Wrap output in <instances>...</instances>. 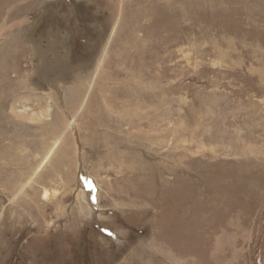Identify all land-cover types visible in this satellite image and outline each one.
<instances>
[{"label":"rangeland","instance_id":"rangeland-1","mask_svg":"<svg viewBox=\"0 0 264 264\" xmlns=\"http://www.w3.org/2000/svg\"><path fill=\"white\" fill-rule=\"evenodd\" d=\"M0 80V264H264V0H0Z\"/></svg>","mask_w":264,"mask_h":264},{"label":"bare ground","instance_id":"bare-ground-1","mask_svg":"<svg viewBox=\"0 0 264 264\" xmlns=\"http://www.w3.org/2000/svg\"><path fill=\"white\" fill-rule=\"evenodd\" d=\"M3 5V4H2ZM134 11V10H133ZM4 23V22H3ZM4 25V24H3ZM6 38V37H5ZM6 43V42H5ZM19 43V42H18ZM19 45V44H18ZM103 61V60H102ZM102 63V62H101ZM101 63H100V65H101ZM111 74V73H110ZM5 76V75H4ZM3 76V77H4ZM5 80V79H4ZM1 81V80H0ZM9 81V80H8ZM2 82V81H1ZM4 83V82H3ZM10 86V85H9ZM3 87H4V85H3ZM91 87V86H90ZM2 88V87H1ZM3 89H5V88H3ZM2 90V89H1ZM74 90V89H73ZM3 92L5 91V90H2ZM11 91V90H10ZM72 91V90H71ZM13 92V91H12ZM73 92V91H72ZM71 92V93H72ZM77 93V92H76ZM5 94V93H4ZM18 94V93H17ZM78 94V93H77ZM7 95H8V92H7ZM68 95V94H67ZM1 96H3V94L1 95ZM13 96V95H12ZM69 96V95H68ZM71 96H73L72 94H71ZM144 96V95H143ZM4 97V96H3ZM75 96H73V98H74ZM21 98V97H20ZM71 98V97H70ZM78 98V97H77ZM79 99V98H78ZM1 100H2V98H1ZM15 100V99H14ZM74 100V99H73ZM76 101V100H75ZM111 101V100H110ZM37 102V101H36ZM125 102V101H124ZM142 102V101H141ZM4 103V102H3ZM2 103V104H3ZM66 103H67V101H66ZM126 103V102H125ZM1 104V105H2ZM64 104V103H63ZM71 104V103H70ZM102 104V103H101ZM112 104V103H111ZM37 105V104H36ZM103 105V104H102ZM105 105V104H104ZM86 106V105H85ZM35 107V106H34ZM38 107V106H37ZM70 107H72V105H70ZM69 107V108H70ZM94 107V106H93ZM85 108V107H84ZM96 108V107H95ZM98 108V107H97ZM73 109V108H72ZM71 109V110H72ZM99 109V108H98ZM103 109V108H102ZM90 110V109H89ZM92 110V109H91ZM94 110V109H93ZM107 110V109H106ZM66 111V110H65ZM87 111H88V109H87ZM97 111V110H96ZM102 111V110H101ZM71 111H68L67 113H70ZM99 112V111H98ZM107 112V111H106ZM108 112H111V111H108ZM123 112V111H122ZM53 113V112H52ZM72 113V112H71ZM81 113V112H80ZM84 113V112H83ZM100 113V112H99ZM113 113V112H112ZM116 113V112H115ZM114 113V114H115ZM125 113H126V111H125ZM108 114V113H107ZM113 114V116H115ZM138 114V113H137ZM58 115V114H57ZM57 115H56V117H57ZM83 115V114H82ZM90 115H92V113L90 114ZM105 115V114H104ZM26 116H27V114H26ZM59 116V115H58ZM73 116V115H72ZM98 116H100L99 118H101V115H98ZM107 116H110L109 114L107 115ZM122 116V115H121ZM135 116V115H134ZM92 117V116H91ZM95 117V116H94ZM112 117V116H111ZM127 117V116H126ZM75 118H76V115H75ZM75 118L74 117H71V116H69V120H68V122L66 123V127L68 128V131L70 130V132L73 134V135H76L77 136V134L79 133L78 131L80 130V128L77 126V125H75ZM98 118V119H99ZM102 118H103V116H102ZM117 118V117H116ZM121 118V117H120ZM125 118V117H124ZM132 118V117H131ZM54 119V118H53ZM104 119H105V117H104ZM109 120H110V118H108ZM115 119V118H114ZM60 120H62L61 119V117L59 116L58 118H57V121L59 122ZM94 120H95V118H94ZM100 120V119H99ZM117 120V119H116ZM125 120V119H124ZM123 120V121H124ZM88 121H89V119H88ZM107 121V120H106ZM127 121V120H126ZM131 121V120H130ZM3 122V121H2ZM9 122V121H8ZM8 122H7V124H8ZM91 122V121H90ZM118 122V121H117ZM100 122H98V124H99ZM79 124V123H78ZM87 124V123H86ZM92 124V123H91ZM101 124V123H100ZM106 124V123H105ZM115 124H118V123H115ZM131 124V123H130ZM89 125V124H88ZM120 125V124H119ZM122 125V124H121ZM84 126V125H83ZM104 126V125H103ZM81 127V126H80ZM88 127V126H87ZM107 127V126H106ZM97 128H98V126H97ZM108 128V127H107ZM111 128V127H110ZM117 128V127H116ZM121 128V127H120ZM2 129V128H1ZM6 129V128H5ZM93 129V128H92ZM118 129V128H117ZM25 130V129H24ZM114 131V130H113ZM38 132V131H37ZM100 132V131H99ZM98 132V133H99ZM93 133V132H92ZM19 136V135H18ZM97 136V135H96ZM120 136V135H119ZM94 137H95V134L93 133L92 135H91V139L93 140L94 139ZM122 137V136H121ZM10 138V137H9ZM74 138V137H73ZM66 139V138H65ZM101 139V138H100ZM121 139H123V137L121 138ZM85 140V139H84ZM88 140V139H87ZM98 141V140H97ZM100 141V140H99ZM98 141V142H99ZM108 141H109V139H108ZM64 143V142H63ZM86 143V142H85ZM88 143V142H87ZM117 143V142H116ZM5 144V143H4ZM9 144V143H8ZM106 144V143H105ZM108 144V143H107ZM89 145V144H88ZM99 145V144H98ZM113 145V144H112ZM85 146H87V145H85ZM96 146V145H95ZM108 147V146H107ZM110 147V146H109ZM97 148V147H96ZM101 148V147H100ZM22 150V149H21ZM82 150V149H81ZM95 150V149H94ZM111 152V151H110ZM112 154V153H111ZM8 155V154H7ZM108 155H110L109 153H108ZM22 157V156H21ZM111 157H113L112 155H111ZM16 158V157H15ZM23 158V157H22ZM12 159V158H11ZM65 160V159H64ZM6 161V160H5ZM21 161V160H20ZM22 161H24V160H22ZM62 161V160H61ZM6 163V162H5ZM12 163V162H11ZM3 164V163H2ZM54 164V163H53ZM8 165V164H7ZM16 165H18L17 163H16ZM20 166V165H19ZM22 168V167H21ZM21 172V171H20ZM23 172V171H22ZM73 182V181H72ZM56 195H57V192L55 191V190H51V189H47L46 190V192H45V194H44V199H46V200H48V201H50V200H52V199H54L55 197H56Z\"/></svg>","mask_w":264,"mask_h":264},{"label":"snow or ice","instance_id":"snow-or-ice-1","mask_svg":"<svg viewBox=\"0 0 264 264\" xmlns=\"http://www.w3.org/2000/svg\"><path fill=\"white\" fill-rule=\"evenodd\" d=\"M89 187H91V185H89ZM111 235V233H109Z\"/></svg>","mask_w":264,"mask_h":264}]
</instances>
